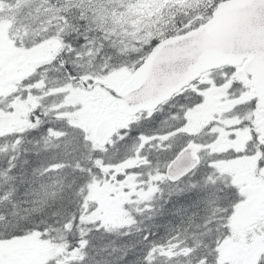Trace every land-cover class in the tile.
<instances>
[{"label": "snow or ice", "instance_id": "6c2138e0", "mask_svg": "<svg viewBox=\"0 0 264 264\" xmlns=\"http://www.w3.org/2000/svg\"><path fill=\"white\" fill-rule=\"evenodd\" d=\"M4 9L0 264H264V0Z\"/></svg>", "mask_w": 264, "mask_h": 264}, {"label": "rangeland", "instance_id": "374dc122", "mask_svg": "<svg viewBox=\"0 0 264 264\" xmlns=\"http://www.w3.org/2000/svg\"><path fill=\"white\" fill-rule=\"evenodd\" d=\"M8 16V13L6 11L0 12V24H3L5 26H10V20L5 19V17ZM169 221L163 219V218H157L155 220V223L157 224H162V223H168ZM146 224L148 223L147 221L145 222Z\"/></svg>", "mask_w": 264, "mask_h": 264}, {"label": "flooded vegetation", "instance_id": "af4514ba", "mask_svg": "<svg viewBox=\"0 0 264 264\" xmlns=\"http://www.w3.org/2000/svg\"><path fill=\"white\" fill-rule=\"evenodd\" d=\"M6 11L7 12V9H4L2 12ZM8 13V12H7Z\"/></svg>", "mask_w": 264, "mask_h": 264}]
</instances>
